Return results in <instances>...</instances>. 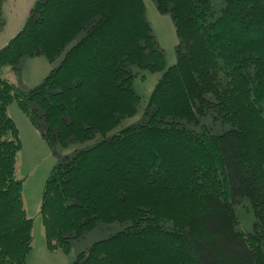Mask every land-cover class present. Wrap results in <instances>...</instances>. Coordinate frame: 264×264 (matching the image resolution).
Wrapping results in <instances>:
<instances>
[{
	"label": "trees",
	"instance_id": "trees-1",
	"mask_svg": "<svg viewBox=\"0 0 264 264\" xmlns=\"http://www.w3.org/2000/svg\"><path fill=\"white\" fill-rule=\"evenodd\" d=\"M153 1L173 21L177 60L151 93L147 120L108 137L138 100L130 65L164 67L144 0H36L0 48V264H26L32 249L16 177L21 140L7 112L13 101L62 145L103 135L45 180L39 214L48 250L66 253L98 221L118 220L128 225L70 264H264V235L236 230L232 206L247 196L263 225L264 0H219L213 20L217 0ZM77 37L28 93L3 75L24 56L52 61ZM206 94L233 125L218 136L179 122L211 105Z\"/></svg>",
	"mask_w": 264,
	"mask_h": 264
},
{
	"label": "rangeland",
	"instance_id": "rangeland-1",
	"mask_svg": "<svg viewBox=\"0 0 264 264\" xmlns=\"http://www.w3.org/2000/svg\"><path fill=\"white\" fill-rule=\"evenodd\" d=\"M35 1L2 0L0 16L4 23L0 25V48L22 27V23L25 22ZM252 2L255 3V0H248V3ZM214 4L217 11L215 16L211 18L212 20L219 14L220 8L224 5H221L222 2L219 0L215 1ZM144 18L149 24L157 46L162 50L164 67L157 71H148L136 65H130V70L135 73L132 89L138 100L133 114L122 117L120 122L106 133L107 137L128 125L147 120L153 109L150 105L151 93L163 73L177 60L179 39L169 13L158 11L153 0H144ZM78 38L68 42L52 61H49L44 55L24 56L19 60L16 68L5 67L3 75L14 83L18 91L28 93L29 90L40 84L53 68L58 66L65 52ZM239 38L240 35H237L236 38L231 37V39L237 40ZM239 90L242 92L243 89ZM203 98L211 105L203 113H197L195 120L189 122L180 120L179 122H182L186 128L195 133L211 136L221 135L231 129L233 125L226 121L225 115L223 116L217 111V106L214 105L215 97L212 94H206ZM7 112L19 131L21 147L17 152L16 177L22 180L23 206L27 216L32 219V252H30L31 255H28L26 264H70L81 251L86 250L92 243L108 238L128 225V222H119L118 220L98 221L83 237L71 241L68 252L48 250L45 245L44 231L39 214L41 193L45 180L50 171L61 163L65 156H70L77 150L95 145L103 135L95 133L87 140L69 141L66 145H62L57 140L44 136L46 132L44 120L37 117L36 126L33 125L16 101L8 105ZM205 157L202 155L203 160ZM232 206L237 218L236 230L253 232V230L258 229L264 235V214L261 216L263 225L257 227L255 208L247 196L242 197ZM200 214L202 213L199 212L196 215Z\"/></svg>",
	"mask_w": 264,
	"mask_h": 264
},
{
	"label": "crops",
	"instance_id": "crops-1",
	"mask_svg": "<svg viewBox=\"0 0 264 264\" xmlns=\"http://www.w3.org/2000/svg\"><path fill=\"white\" fill-rule=\"evenodd\" d=\"M23 24V23H22ZM36 56H39V55H36ZM33 57V56H32ZM10 80V79H9ZM12 82V81H11ZM14 84V83H13ZM31 252H32V249H31ZM31 255V254H30Z\"/></svg>",
	"mask_w": 264,
	"mask_h": 264
}]
</instances>
